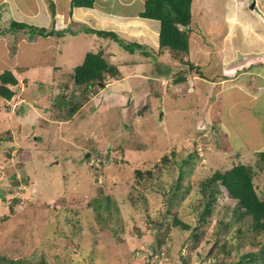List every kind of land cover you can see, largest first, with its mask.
I'll return each instance as SVG.
<instances>
[{"label": "rangeland", "instance_id": "374dc122", "mask_svg": "<svg viewBox=\"0 0 264 264\" xmlns=\"http://www.w3.org/2000/svg\"><path fill=\"white\" fill-rule=\"evenodd\" d=\"M3 21L0 17L1 28ZM18 25L8 31L23 33ZM78 28L75 34L66 33L73 61L68 71H55L63 79L33 78L32 98L27 94L33 107L24 108L20 123L0 118V131L7 126L13 137L0 141V257L18 256L20 248L23 261L18 264H228L257 249L249 241L239 242L237 224L228 226L237 200L226 190L204 222L199 218L208 196L203 183L239 163L254 167V183L264 197L263 163L256 149L264 143V103L254 109L259 119L249 116L245 104L229 103L232 89L219 106L213 103L216 91H207L203 83L196 87L192 71L176 73L172 67L168 77L158 72L167 70L166 63L188 67L191 53L170 58L173 53L163 48L165 54L156 59V51L130 52L112 38L96 41L98 35L87 33L83 24ZM126 28L121 24L115 29L126 41L144 43L146 38L154 43L153 30L137 36ZM97 51L120 73L107 75L104 86H77L75 67L88 52ZM52 57L49 53L44 60ZM220 62L214 58L205 73L228 74ZM183 76L185 82L177 83ZM218 106L221 118L209 121L207 110L217 115ZM250 129L260 134L250 135ZM137 170L144 179L132 185ZM180 177L172 214L158 230L168 193ZM137 195L146 198L147 207L134 204ZM108 198L110 208L102 206Z\"/></svg>", "mask_w": 264, "mask_h": 264}, {"label": "crops", "instance_id": "0c3cea01", "mask_svg": "<svg viewBox=\"0 0 264 264\" xmlns=\"http://www.w3.org/2000/svg\"><path fill=\"white\" fill-rule=\"evenodd\" d=\"M145 1L94 0L93 6L87 7L72 6V0H0V17L5 20L2 22L5 27H0L2 30V33L0 32V74L5 70H10L18 80L15 85L9 84L15 91L11 99L0 96V118L5 115L10 124L20 123V118L25 116L24 108L31 109L33 107L27 100L28 93V99L32 98L29 85L33 78L41 77L40 80L43 81L63 79L64 76H59L55 71L61 72L63 68L67 70L68 63L73 61L68 55L69 44L66 43V38H69L70 35L66 33L75 34L79 29L78 24H83L84 28L82 29L92 35H98L95 30L115 31L119 35L115 29L121 24L123 27H129V29L126 28L127 30L137 31V33L144 34L145 29L153 30L155 32L154 43L150 44L145 38L144 43L146 44H140H143L146 50L150 45L149 48L153 49L151 51L157 53L160 22L140 16V12L145 8ZM250 1L192 0V21L188 29L190 34L189 53L193 55L191 62L194 66L190 71L193 72L191 77L194 79L196 87L199 83H203L207 91H216L217 98L213 103H218L219 106L221 103L223 106L224 93L233 89V93L228 96L229 103L232 105L245 104L242 108L247 111L248 115L259 119L260 114L256 113L253 116V113H255L254 109L260 105L258 103H264V0H254L253 6L250 5ZM218 2L221 7L217 6ZM9 7L13 12L8 10ZM205 12L208 14L207 17ZM9 16L12 17L11 20H8ZM18 20H21L19 22L26 21L28 24L20 29L23 30V33H13L16 30L8 31L11 21ZM38 28L52 30L53 33L44 36L40 34ZM61 32L64 35H60ZM139 34L137 36H143L141 33ZM99 36L110 38L98 35L96 41L100 39ZM93 39L94 37H92ZM213 39H216L217 43H214ZM134 40L137 41V39ZM164 51L165 49L161 54H165ZM165 52L168 53L169 49L167 48ZM49 53L52 54V59L44 60ZM54 56L55 59H53ZM216 57L221 58L222 68L228 74L222 76L221 74L209 75L205 73L209 72ZM48 65L52 70L47 67ZM166 65L175 69L181 66L180 68L185 72L188 68L184 65L173 66L169 63ZM41 67H44L45 70H41ZM165 71L158 72L168 77L166 74L168 70ZM44 72L50 73V76H46ZM159 76L161 75L157 74L155 77ZM163 76L162 80H164ZM155 77L152 78L156 79ZM183 82L185 80H182ZM53 85L60 87L57 84ZM44 97L48 99L50 94H45ZM10 103L17 105L15 110L11 109ZM219 106L217 115H214L210 109L207 110L209 121L217 117L221 118L222 109ZM6 131H8L7 126L5 130L0 131V135ZM251 131L252 129L249 131L250 135L251 133L254 136L260 134V131L256 133ZM8 132L10 135V131ZM256 149L257 151L264 149V143L258 145Z\"/></svg>", "mask_w": 264, "mask_h": 264}, {"label": "trees", "instance_id": "16d2710c", "mask_svg": "<svg viewBox=\"0 0 264 264\" xmlns=\"http://www.w3.org/2000/svg\"><path fill=\"white\" fill-rule=\"evenodd\" d=\"M94 0H72V6H87L92 7ZM192 0H146L145 8L140 12V16L145 18H151L160 22L159 29V48L154 58L157 59L159 54L162 53L163 48H168L172 57L179 53L186 55L189 54L190 47V34L188 26L192 21ZM13 24L23 28L24 21H12ZM17 26V27H18ZM41 35L47 36L52 34L53 31H47L45 28H38ZM2 32V30H0ZM98 35L110 37L116 40L125 49L133 52L136 49H142L145 54L151 55V50H146L143 44L138 42H129L120 37L115 31L107 30H95ZM154 52V51H153ZM176 55H175V54ZM153 56V55H152ZM189 62V60H186ZM185 62V61H184ZM186 71H190L194 64L189 62ZM174 68L176 73L184 71L180 68ZM167 70L172 69L171 66L166 65ZM179 69V70H178ZM169 71V70H168ZM167 71V72H168ZM173 71V69H172ZM168 72V73H172ZM120 73L119 68L116 65L110 64L103 55L102 51L88 52L84 58V61L75 67L74 70V82L77 86L85 85V88H89L95 85L104 86L107 75L117 76ZM0 96L4 98H11L15 91L9 86V84L15 85L18 83L17 78L10 70H5L0 74ZM178 81L185 80V76L179 77ZM177 81V82H178ZM79 108V104H76L71 112H74ZM12 135H6L3 133L0 135V140H11ZM259 160L263 163L262 168L264 170V149L257 151ZM167 159V156H165ZM148 175H152L151 171L147 172ZM255 169L252 165L246 163H239L225 171H216L210 179L203 183V192L207 194V200L204 205V209L201 213L199 220L204 222L205 215L211 212L213 203L216 201L219 193L226 190L227 194L237 200L236 204L232 208L230 220L228 226L237 224L235 233L240 243L249 241L257 245V249L248 251L242 254L238 259L230 261L228 264H264V197H261L257 191V187L254 183ZM144 179V174L141 170H137V177L133 178L132 185ZM182 185V177L178 178L177 184L170 189L167 200L168 206L162 213V220L157 224V229L161 230L164 225V221L172 214L171 205L174 197L177 196V192ZM264 193V192H263ZM134 204L143 203L147 207L146 198L142 196L133 197ZM136 200H140L137 202ZM98 204V203H96ZM110 208L111 202L108 198L105 204L102 206ZM252 217L250 223L249 218ZM175 223H180L183 228H189V225L183 223L180 220L175 219ZM253 224V225H252ZM198 229V227L196 228ZM18 256L8 258L5 256L0 257V264H18L23 261L21 257L22 249H18ZM29 264H43V261ZM227 264V263H225Z\"/></svg>", "mask_w": 264, "mask_h": 264}, {"label": "clouds", "instance_id": "9594fccd", "mask_svg": "<svg viewBox=\"0 0 264 264\" xmlns=\"http://www.w3.org/2000/svg\"><path fill=\"white\" fill-rule=\"evenodd\" d=\"M14 94H15V93H14ZM13 96H14V95H13ZM13 96H12V97H13ZM12 97H11V98H12ZM11 98H8V99H11ZM10 107H11L12 110H15V108L17 107V105H16V104H12V103H10Z\"/></svg>", "mask_w": 264, "mask_h": 264}]
</instances>
